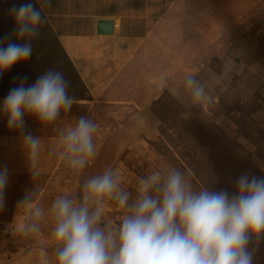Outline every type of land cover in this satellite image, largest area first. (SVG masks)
Instances as JSON below:
<instances>
[{
    "label": "rangeland",
    "instance_id": "1",
    "mask_svg": "<svg viewBox=\"0 0 264 264\" xmlns=\"http://www.w3.org/2000/svg\"><path fill=\"white\" fill-rule=\"evenodd\" d=\"M182 2L184 10H178L176 17L169 14L156 27V12L151 13L154 24L149 27L147 45L142 51H133L129 60L124 55L126 62L109 90L98 92L92 102L76 101L72 110L61 112L52 125L26 118L24 131L42 141L39 176L29 174L22 133L9 131L6 117L0 113V169H8L5 208L0 212V264H56V245L51 236L52 202L65 195L80 203L83 185L106 168L119 170L121 188L130 194L129 203L136 198L141 177L157 170L166 175L170 168L185 173L195 190L232 192L234 181L241 174L239 154L244 149L264 172V16L257 17V12L244 10L206 11L211 15V26L198 27L195 20L205 12L189 11L187 0ZM216 53L221 58L212 56ZM213 58L215 66L222 65L219 74L211 67ZM189 73L196 74L206 85L207 95L198 104H193L181 89ZM235 75H239L236 80ZM162 82L184 103L188 116L225 136L235 147V152L226 153L224 165L215 162L190 137L185 143L179 141L182 147L175 148V156L160 151L159 145L152 143L161 136V121L151 105L166 89L161 90ZM80 115H87L99 124L95 134L98 155L83 171L77 172L59 157V135L67 126H74ZM184 124L185 121L180 122V126ZM180 149L192 153L182 158ZM199 158L205 160L200 169L186 163ZM30 191L44 210L40 232L25 237L12 228L5 230L14 216L18 222H32L28 210L23 206L17 208V202ZM125 214L126 210L115 200H108L100 227H118ZM262 251L264 243L255 253L254 264H264Z\"/></svg>",
    "mask_w": 264,
    "mask_h": 264
},
{
    "label": "clouds",
    "instance_id": "2",
    "mask_svg": "<svg viewBox=\"0 0 264 264\" xmlns=\"http://www.w3.org/2000/svg\"><path fill=\"white\" fill-rule=\"evenodd\" d=\"M51 0H13L4 10L13 22L0 36V78L16 65L27 63L33 44L47 23L44 9ZM18 81V83L16 82ZM27 74L13 78L3 97L0 113L9 131L22 133L28 171L39 176L41 138L24 131L26 118L52 125L61 112L76 103L70 81L63 71L49 67L31 83ZM161 90L167 87L162 82ZM182 91L193 104L207 95L205 83L194 73L185 76ZM99 124L80 115L59 135V157L73 171H83L98 155L95 134ZM8 169H0V212L5 208ZM121 188L119 170L106 168L83 185L80 203L58 196L51 204L56 264H254L255 253L264 243V175L242 172L228 189L195 190L185 173L170 168L165 175L152 171L138 181L137 195L129 203ZM108 200L126 210L116 228L100 227ZM28 210L32 222L5 226L27 237L40 232L44 210L30 191L17 202Z\"/></svg>",
    "mask_w": 264,
    "mask_h": 264
},
{
    "label": "crops",
    "instance_id": "3",
    "mask_svg": "<svg viewBox=\"0 0 264 264\" xmlns=\"http://www.w3.org/2000/svg\"><path fill=\"white\" fill-rule=\"evenodd\" d=\"M182 1L51 0L44 12L90 88L92 102L98 92L109 90L115 83L126 62L124 55L129 60L133 51H142L147 45L149 27L154 24L151 13L156 12V27L169 14L176 17L178 10H184ZM187 4L189 11L205 12L195 20L198 27L211 26V15L206 11L244 10L264 16V0H187ZM100 19H114L115 33H98ZM212 56L221 58L220 53Z\"/></svg>",
    "mask_w": 264,
    "mask_h": 264
},
{
    "label": "trees",
    "instance_id": "4",
    "mask_svg": "<svg viewBox=\"0 0 264 264\" xmlns=\"http://www.w3.org/2000/svg\"><path fill=\"white\" fill-rule=\"evenodd\" d=\"M12 2L13 0H0V36L10 32L13 27L12 20L5 15L4 11ZM214 59L211 61V67L216 72L221 73L222 65L215 66L212 63ZM49 67H55L63 71L64 75L70 81L69 92L75 96L76 101L88 100L90 102L94 99L85 79L68 54L67 49L51 25L48 17L47 23L42 27L40 38L33 44L31 60L27 63L16 65L3 78H0V98L7 95L13 84L14 77L27 74L29 76L28 82L31 83L38 74ZM238 77L239 75H235L233 79L236 80ZM16 82L18 83V81ZM151 108L161 121L159 126L161 133L160 139L157 142H152L153 144L159 145L158 149L160 151L165 153L170 152L175 156V152L177 151L175 148L182 147L179 141L183 140L185 143L190 137L218 164L224 163L223 159L226 157V153L235 152V147L227 142L225 136L217 133L214 129L194 117L188 116L189 112L187 107L168 88L164 89L153 100ZM182 121H185V124L180 126V122ZM190 153L192 151L179 150L182 158L188 157ZM176 158L178 159L177 156ZM186 163L193 166L194 169H200V166L203 167L205 165V160L199 158L197 160L186 161ZM239 166L241 173L248 171L255 175H264L260 167L255 165L247 156V150L245 149L239 154ZM262 254L264 255V251H262Z\"/></svg>",
    "mask_w": 264,
    "mask_h": 264
},
{
    "label": "water",
    "instance_id": "5",
    "mask_svg": "<svg viewBox=\"0 0 264 264\" xmlns=\"http://www.w3.org/2000/svg\"><path fill=\"white\" fill-rule=\"evenodd\" d=\"M114 19H100L98 20V33L100 34H114L115 33Z\"/></svg>",
    "mask_w": 264,
    "mask_h": 264
},
{
    "label": "bare ground",
    "instance_id": "6",
    "mask_svg": "<svg viewBox=\"0 0 264 264\" xmlns=\"http://www.w3.org/2000/svg\"><path fill=\"white\" fill-rule=\"evenodd\" d=\"M81 101H83V102H84V101H88V100H81Z\"/></svg>",
    "mask_w": 264,
    "mask_h": 264
}]
</instances>
